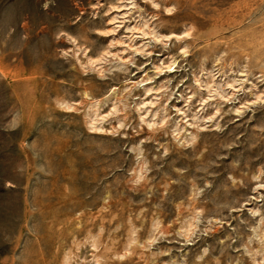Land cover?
Here are the masks:
<instances>
[{"label":"rangeland","instance_id":"obj_1","mask_svg":"<svg viewBox=\"0 0 264 264\" xmlns=\"http://www.w3.org/2000/svg\"><path fill=\"white\" fill-rule=\"evenodd\" d=\"M0 264H264V0H0Z\"/></svg>","mask_w":264,"mask_h":264}]
</instances>
